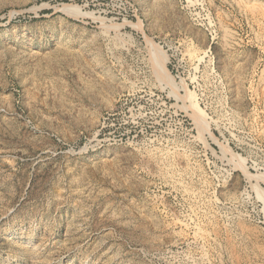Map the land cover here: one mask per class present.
<instances>
[{"label": "rangeland", "instance_id": "1", "mask_svg": "<svg viewBox=\"0 0 264 264\" xmlns=\"http://www.w3.org/2000/svg\"><path fill=\"white\" fill-rule=\"evenodd\" d=\"M0 264H264V0H0Z\"/></svg>", "mask_w": 264, "mask_h": 264}]
</instances>
